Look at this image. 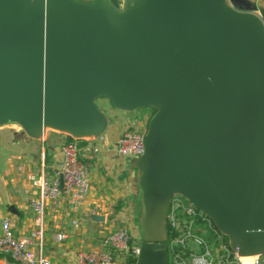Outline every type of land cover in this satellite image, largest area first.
<instances>
[{"label": "water", "instance_id": "obj_1", "mask_svg": "<svg viewBox=\"0 0 264 264\" xmlns=\"http://www.w3.org/2000/svg\"><path fill=\"white\" fill-rule=\"evenodd\" d=\"M100 99L126 113L154 110L144 152L132 160L135 264H169L174 196L239 257L264 253V7L0 0V127L18 125L31 140L96 139L109 125Z\"/></svg>", "mask_w": 264, "mask_h": 264}, {"label": "crops", "instance_id": "obj_2", "mask_svg": "<svg viewBox=\"0 0 264 264\" xmlns=\"http://www.w3.org/2000/svg\"><path fill=\"white\" fill-rule=\"evenodd\" d=\"M236 2L264 7L263 0ZM97 104L109 119L106 132L99 138L77 142L80 159L90 165L89 195L78 213H72L62 198L47 204L42 255L52 264H72L75 254L81 251H105L101 239L122 227L130 229L134 241L138 243L140 239L141 205L136 171L132 160L122 159L116 152L120 133L135 112L116 110L103 99ZM67 140L68 136L56 132L42 140H31L18 125L8 123L0 127V222L10 218L17 237L27 238L34 229L28 207L37 195L33 181L41 174H53L58 168ZM58 234L65 235L62 242H57ZM0 264L13 262L0 256Z\"/></svg>", "mask_w": 264, "mask_h": 264}, {"label": "built area", "instance_id": "obj_3", "mask_svg": "<svg viewBox=\"0 0 264 264\" xmlns=\"http://www.w3.org/2000/svg\"><path fill=\"white\" fill-rule=\"evenodd\" d=\"M150 118L145 119V123L148 124ZM131 124L126 123L116 143L117 154L125 160L137 159L144 152L146 131H138ZM77 142L70 138L63 144L62 159L54 170L50 183L45 174L33 181L37 195L28 204L34 219V229L29 236L17 237L14 222L7 217L1 220L0 256L9 258L13 264H52L42 255L47 204L62 198L72 213H78L89 195L90 165L80 159ZM60 178L63 182L62 188L59 187ZM72 225H77L75 219L72 220ZM210 229L211 222L202 212L182 197L174 196L170 201L166 219L169 264H264V253L253 257H239L231 251L223 235ZM64 239L63 234L56 236L57 242ZM190 242L194 244L196 252L189 247ZM101 244L105 251L77 252L72 264H126L129 258H133L134 264L136 263L139 244H134L127 227L105 235ZM34 247L37 248L36 252Z\"/></svg>", "mask_w": 264, "mask_h": 264}, {"label": "rangeland", "instance_id": "obj_4", "mask_svg": "<svg viewBox=\"0 0 264 264\" xmlns=\"http://www.w3.org/2000/svg\"><path fill=\"white\" fill-rule=\"evenodd\" d=\"M229 2H230V0H229ZM134 112H135V116L133 117V119L131 118V120H127L126 123L127 122H129V124L132 123L131 125H133L136 130L141 131V132H145L146 129H147V126H146L147 123H145V119L147 120V118H150V116L153 114L154 110L151 109V108H148V109L136 110ZM142 117H143V119H142ZM45 178L50 183L52 181V179H53V174H51V175H46L45 174ZM138 225H139V221H138ZM210 230L212 231V229H210ZM134 244L138 245V243L136 241H134ZM189 247L194 252H196L195 246L191 242L189 243ZM127 261H128V259H127ZM126 264H128V263H126Z\"/></svg>", "mask_w": 264, "mask_h": 264}, {"label": "trees", "instance_id": "obj_5", "mask_svg": "<svg viewBox=\"0 0 264 264\" xmlns=\"http://www.w3.org/2000/svg\"><path fill=\"white\" fill-rule=\"evenodd\" d=\"M153 114H154V112H153ZM153 114H152V115H153ZM152 115H151V116H152ZM68 140H70L69 137H68ZM77 141H81V140H77ZM211 228H212V230H214V231L217 232V230L215 229V227H214V225H213L212 223H211ZM167 233H168V232H167ZM217 233H219V232H217ZM219 234H220V233H219ZM167 235H168V234H167ZM223 238H224V240H225L226 242H228V240H227L226 237L223 236ZM134 262H135V260H134L133 258H129L128 261H127L128 264H134Z\"/></svg>", "mask_w": 264, "mask_h": 264}]
</instances>
